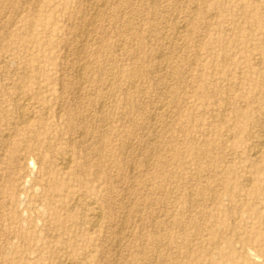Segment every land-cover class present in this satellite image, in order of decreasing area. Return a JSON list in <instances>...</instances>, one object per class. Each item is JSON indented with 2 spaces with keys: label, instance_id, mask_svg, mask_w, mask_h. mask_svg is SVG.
Here are the masks:
<instances>
[{
  "label": "rangeland",
  "instance_id": "1",
  "mask_svg": "<svg viewBox=\"0 0 264 264\" xmlns=\"http://www.w3.org/2000/svg\"><path fill=\"white\" fill-rule=\"evenodd\" d=\"M263 142L264 0H0V264H264Z\"/></svg>",
  "mask_w": 264,
  "mask_h": 264
},
{
  "label": "bare ground",
  "instance_id": "2",
  "mask_svg": "<svg viewBox=\"0 0 264 264\" xmlns=\"http://www.w3.org/2000/svg\"><path fill=\"white\" fill-rule=\"evenodd\" d=\"M257 3H258V2H257ZM92 5H93V4H92ZM101 5H102V4H101ZM96 10H97V8H96ZM83 12H84V11H83ZM96 16H97V15H96ZM91 17H92V16H91ZM91 17H90V18H91ZM89 21H90V20H89ZM93 23H94V22H93ZM192 23H193V22H192ZM79 32H80V31H79ZM83 32H84V31H83ZM176 35H177V33H176ZM206 38H207V37H206ZM129 44H130V43H129ZM79 48H80V47H79ZM81 51H82V50H81ZM81 51H80V52H81ZM170 55H171V54H170ZM162 56H163V54H162ZM160 57H161V56H160ZM83 65H84V64H83ZM81 67H83V66H81ZM180 74H181V73H180ZM59 78H60V77H59ZM76 78H77V77H76ZM80 85H81V84H80ZM74 90H75V89H74ZM75 95H76V94H75ZM17 96H18V95H17ZM20 96H21V94H20ZM18 97H19V96H18ZM16 101H17V100H16ZM29 101H30V100H29ZM25 102H28V101H25ZM28 103H29V102H28ZM25 104H27V103H25ZM23 106H24V105H23ZM21 108H22V107H21ZM19 109H20V108H19ZM19 109H18V110H19ZM100 111H101V110H100ZM20 113L22 114L23 112H22V111L20 112V110H19V115H21ZM29 119H30V118H29ZM27 121H28V120H27ZM29 122H30V121H29ZM21 123H25V122L22 121ZM13 124H14V123H13ZM25 124H26V123H25ZM27 124H28V123H27ZM7 136H9V135H7ZM263 143H264V142H263ZM263 143H262V144H263ZM260 144H261V143H260ZM256 147H257V146H256ZM260 147H261V146H260ZM126 149H127V148H126ZM260 150H262V147H261V149H259V151H260ZM254 155H256V153H253V156H254ZM30 160H31V159H30ZM31 161H32V160H31ZM67 161H69V160L67 159ZM69 163H70V161H69ZM33 164H34V162H33ZM62 164H63V163H62ZM62 164H61V165H62ZM66 165H67V164H66ZM68 165H69V164H68ZM64 166H65V165H64ZM131 166H132V165H131ZM66 167H67V169H68V166H66ZM66 167H64V168L66 169ZM34 168H35V167H34ZM34 168H33V169H34ZM65 169H64V170H65ZM246 175H247V174H246ZM249 178H251V177H249ZM79 199H80V198H79ZM79 199H77V200H79ZM75 200H76V199H75ZM74 203H75V202H74ZM91 204H92V203H91ZM91 204H90V205H91ZM126 215H127V214H126ZM99 216H100V214H99L97 211H95V213H94V221H93L94 223H95L96 220H98ZM123 218H124V217H123ZM100 220H101V219H100ZM98 221H99V220H98ZM98 221H97V222H98ZM97 222H96V223H97ZM92 224H93V223H92ZM96 225H97V224H96ZM94 226H95V225H94ZM121 226H122V225H121ZM92 229H93V228H92ZM118 252H119V251H118ZM156 253H157V252H156ZM250 255H251V254H250ZM253 256H254V255H253ZM153 259H154V258H153ZM64 260H65V259H64ZM153 262H155V261H153ZM63 264H70V263H69V262H64Z\"/></svg>",
  "mask_w": 264,
  "mask_h": 264
}]
</instances>
